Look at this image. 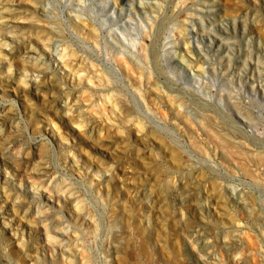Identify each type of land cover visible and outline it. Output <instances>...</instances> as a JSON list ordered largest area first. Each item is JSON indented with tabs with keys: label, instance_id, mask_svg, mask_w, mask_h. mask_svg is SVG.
Here are the masks:
<instances>
[{
	"label": "rangeland",
	"instance_id": "374dc122",
	"mask_svg": "<svg viewBox=\"0 0 264 264\" xmlns=\"http://www.w3.org/2000/svg\"><path fill=\"white\" fill-rule=\"evenodd\" d=\"M216 1L0 0V264H264V166L208 137L264 154V0Z\"/></svg>",
	"mask_w": 264,
	"mask_h": 264
},
{
	"label": "bare ground",
	"instance_id": "6f19581e",
	"mask_svg": "<svg viewBox=\"0 0 264 264\" xmlns=\"http://www.w3.org/2000/svg\"><path fill=\"white\" fill-rule=\"evenodd\" d=\"M113 1L116 2V0H113ZM124 1H125V0H123V2H124ZM117 2H118V0H117ZM120 2H121V0H120ZM168 2H169V1H168ZM168 2H167V3H168ZM199 2H200V1H199ZM216 2H218V1L215 0V3H216ZM163 3H164V2H163ZM165 3H166V2H165ZM185 3H186V2H185ZM204 3H205V0H204ZM210 3H211V2H210ZM210 3H209V5H211L213 2H212L211 4H210ZM4 5H5V4H4ZM33 5H35V4H33ZM33 5H31V6L33 7ZM115 5H116V3H115ZM117 5H118V4H117ZM117 5H116V6H117ZM120 5H121V4H120ZM201 5H203V4H201ZM215 5H216V4H214V6H215ZM218 5H219V4H218ZM218 5H217V6H218ZM2 6H3V5H2ZM31 6H30V7H31ZM37 6H38V5H37ZM152 6H153V5H152ZM160 6H161V5H160ZM3 7H4V6H3ZM3 7H2L1 9H3ZM34 7H35V6H34ZM161 7H162V6H161ZM161 7H160V8H161ZM5 8H6V6H5ZM115 8H117V7H115ZM146 8H148V7H146ZM157 8H158V7H157ZM157 8H156V9H157ZM208 8H209V7H208ZM216 8H217V7H216ZM216 8H215V9H216ZM149 9H150V8H149ZM206 9H207V7H206ZM210 9H211V8H210ZM217 9H218V8H217ZM3 10H5V9H3ZM160 10H161V9H160ZM9 11H10V10H9ZM11 11H12V10H11ZM155 11H156V10H155ZM220 11H221V10H220ZM42 12H43V11H42ZM156 12H157V11H156ZM0 13H1V12H0ZM2 14H3V13H2ZM2 14H1V15H2ZM6 14H11V12H10V13H6ZM6 14H5V15H6ZM12 14H13V13H12ZM153 14H154V12H153ZM242 15H243V14H242ZM247 15H248V14H247ZM3 16H4V15H3ZM11 16H12V15H11ZM154 16H157V15L154 14ZM159 16H160V15H159ZM159 16H158V17H159ZM162 16H163V14H162ZM227 16H229V15H227ZM237 16H238V15H237ZM245 16H246V14H245ZM245 16L243 15L242 17H245ZM6 17H7V16H6ZM158 17H157V18H158ZM255 17H256V16H255ZM9 18H10V17H9ZM9 18H8L7 21H10ZM239 18H241V17H239ZM1 19H2V18H1ZM4 19H6V18H4ZM4 19H2V21H3ZM12 19H13V18H12ZM12 19H11V21L13 22ZM15 19H17V18L14 16V20H15ZM162 19H163V17H162ZM242 19H243V18H242ZM254 19H255V18H254ZM254 19H253V20H254ZM30 20H31V19H30ZM30 20H29V21H30ZM34 20H35V19H34ZM158 20H159V19H158ZM229 20H230V19H229ZM243 20H244V19H243ZM247 20H248V19H247ZM250 20H251V17H250ZM263 20H264V19H263ZM0 21H1V20H0ZM17 21H18V20H17ZM19 21H21V20H19ZM231 21H232V20H230V23H232ZM255 21H257V20H255ZM4 22H5V20H4ZM14 22H15V21H14ZM14 22H13V23H14ZM35 22H38V20L35 21ZM240 22H242V21H240ZM15 23H16V22H15ZM18 23H19V22H18ZM20 23H21V22H20ZM26 23H27V22H26ZM29 23H30V22H29ZM256 23H257V22H256ZM2 24H4V23H2ZM8 24H10V23H8ZM33 24H34V22H33L31 25L34 26ZM38 24H39V22H38ZM54 24H55V23H54ZM237 24H238V23H237ZM253 24H254V23H253ZM21 25H22V24H21ZM29 25H30V24H29ZM36 25H37V24H36ZM56 25L59 27L58 24H56ZM261 25H262V24H261ZM7 26H10V25H7ZM38 26H39V25H38ZM38 26H35V27H38ZM51 26H52V25H51ZM57 26H55V27H57ZM4 27H5V26H4ZM10 27H11V26H10ZM13 27H17V26H14V25H13ZM52 27H54V26H52ZM2 28H3V27H2ZM11 28H12V27H11ZM11 28H10V29H11ZM14 29H15V28H14ZM14 29L12 28V30H14ZM7 30H9V29H7ZM7 30H5V31H7ZM16 30H17V29H16ZM51 30H52V29H51ZM55 30H56V29H55ZM59 30H60V29H59ZM19 31H20V30H19ZM8 32H10V31H8ZM56 32H58V30H57ZM56 32H55V33H56ZM1 33H2V32H1ZM3 33H4V32H3ZM11 33H12V32H11ZM58 33H59V32H58ZM6 34H8V33L6 32ZM14 34H16V33H14ZM256 34H260V35H261L262 33H256ZM9 35H10V34H9ZM55 35H56V34H55ZM7 36H8V35H7ZM11 36H12V35H11ZM16 36H17V35H16ZM16 36H15V37H16ZM40 36H41V35H40ZM53 36H54V34H53ZM58 36H59V35H58ZM254 36H255V35H254ZM41 37H42V36H41ZM43 37H44V36H43ZM255 37H257V36H255ZM260 37H261V36H260ZM2 38H3V37H2ZM10 38H11V37H9V39H10ZM13 38H14V37H13ZM49 38H50V37H49ZM52 38H54V37H52ZM0 39H1V38H0ZM38 39H39V38H38ZM40 39H41V38H40ZM40 39H39V40H40ZM50 39H51V38H50ZM55 39H56V38H55ZM58 39H59V38H58ZM257 39H258V38H257ZM263 39H264V38H263ZM41 41H43V40H41ZM52 41H53V40H52ZM261 41H262V40H261ZM262 43H263V42H262ZM4 44H5V43H4ZM0 46L3 47V45H0ZM145 46H146V45H145ZM5 47H6V46H5ZM5 47H4V48H5ZM6 48H7V47H6ZM144 49H145V48H144ZM7 50H8V49H7ZM142 50H143V49H142ZM146 50H147V49H146ZM29 51H30V50H29ZM188 51H189V50H188ZM7 52H8V51H7ZM33 52H34V51H33ZM150 52H151V51H150ZM141 53H142V52H141ZM144 53H145V52H144ZM144 53H143V54H144ZM186 53H187V52H186ZM149 54H151V53H149ZM188 54H189V53H188ZM144 55H145V54H144ZM28 56H30V54H29ZM150 56H151V55H150ZM143 57H144V56H143ZM145 57H146V56H145ZM145 57H144V59H145ZM188 57H189V56H188ZM118 58H119V57H118ZM151 58H152V56H151ZM157 58H158V57H157ZM119 59H120V58H119ZM144 59H143V60H144ZM152 59H153L154 62H155V59H154V58H152ZM184 59H185V58H184ZM145 60H146V59H145ZM157 60H158V59H157ZM179 61H180V60H179ZM146 62H147V61H145V63H146ZM187 62H188V61H187ZM120 63H121V62H120ZM155 63H156V62H155ZM124 64H125L124 66L126 67V63H124ZM146 64H147V63H146ZM190 64H191V63H190ZM36 65H37V64H36ZM185 65H186V64H185ZM41 66H42V65H41ZM43 66H44V65H43ZM120 66H121V65H120ZM127 66H128V64H127ZM152 66H153V64H152ZM38 67H39V66H38ZM122 67H123V66H122ZM33 68L35 69L36 67H33ZM33 68H32V70H33ZM129 68H130V67H129ZM129 68H128V69H129ZM187 68H188V67H187ZM125 69H126V68H125ZM157 69H158V67H157ZM32 70H31V71H32ZM123 70H124V69H123ZM154 70H155V69H154ZM186 70H187V69H186ZM35 71H36V70H35ZM37 71H39V70H37ZM42 71H43V70H42ZM129 71H131V69H130ZM129 71H128V72H129ZM146 71H147V70H146ZM156 71H157V70H156ZM196 71H197V70H196ZM43 72H44V71H43ZM126 72H127V71H126ZM133 72H134V71H133ZM133 72L131 71V73H133ZM142 72H143V71H142ZM157 72H158V71H157ZM160 72H161V71H160ZM160 72H159V73H160ZM25 73H26V72H25ZM32 73H33V75H34V72H32ZM139 73H140V72H139ZM147 73H148V71H147ZM200 73H201V72H200ZM28 74H29V73H28ZM28 74H27V75H28ZM35 74H36V73H35ZM40 74H41V73H40ZM135 74H136V73H135ZM135 74H134V76H135ZM23 75H25V74L23 73ZM145 75H147V74H145ZM148 75H149V74H148ZM39 76H40V75H39ZM131 76H132V75H131ZM139 76H140V75H139ZM33 77H34V76H33ZM135 77H136V76H135ZM140 77H141V76H140ZM146 77H147V76H146ZM149 77H151V76H149ZM25 78H26V77H25ZM27 78L29 79V77H27ZM31 78H32V77H30V79H31ZM143 78H144V74H143ZM32 79H33V78H32ZM38 79H39V78H38ZM38 79H37V80H38ZM145 79H146V78H145ZM149 79H150V78H149ZM34 80H35V77H34ZM34 80H32V81H34ZM133 80H134L133 82H135V80H137V79H133ZM141 80H142V79H141ZM30 81H31V80H30ZM139 81H140V80L138 79L137 82H139ZM147 81H149V80H147ZM35 82H36V81H35ZM36 84H37V83H36ZM134 84H135V83H134ZM138 84H139V83H138ZM141 84H142V83H141ZM143 84H144V83H143ZM38 85H40V84H38ZM41 85H42V84H41ZM41 85H40V86H41ZM139 85H140V84H139ZM144 85H145V84H144ZM148 85H149V84H147L146 86L149 87ZM135 86H136V85H135ZM140 86H141V85H140ZM150 86H151V85H150ZM38 87H39V86H38ZM41 88H42V86H41ZM41 88L39 87V89H41ZM136 88H137V87H136ZM151 88H152V86H151ZM142 89H143V88H142ZM153 89H154V88H153ZM155 89L157 90L158 88L155 87ZM137 90H138V89H137ZM140 90H141V89H140ZM156 90H155V91H156ZM153 91H154V90H153ZM153 91H151V92H153ZM137 92H139V91H137ZM157 92H158V91H157ZM140 93H141V91H140ZM141 94H142V93H141ZM152 94H153V93H152ZM154 94L156 95V92H155ZM142 95H143V94H142ZM155 95H153V96L155 97ZM157 95L161 96L160 93H158ZM141 98H143V97H141ZM155 98H157V96H156ZM150 99L152 100V96H151ZM182 99H183V98H182ZM153 100H154V99H153ZM157 100H159V99H157ZM157 100L155 99L154 102L157 101ZM167 100H168V98H167ZM54 101H55V100H54ZM163 101H164V100H163ZM180 101L182 102L181 99H180ZM180 101H179V102H180ZM184 101H185V100L183 99V102H184ZM186 101H187V100H186ZM152 102H153V101H152ZM168 102H169V100H168ZM177 102H178V100H177ZM177 102H176L175 104H177ZM179 102H178V103H179ZM181 102H180V103H181ZM185 103H186V102H185ZM156 104H158V101H157ZM170 104H171V102H170ZM180 105H181V104H180ZM184 105H185V104L183 103V106H184ZM177 106H178V104H177ZM181 106H182V105H181ZM183 106H182V107H183ZM186 106L189 107V104L187 103ZM186 106H185V107H186ZM190 106H191V104H190ZM192 106H193V108H196V107H197V105H196V107H195L194 105H192ZM152 107H153V106H152ZM158 107H159V105H158ZM173 107H174V106H173ZM185 107H184V108H185ZM188 107H187V108H188ZM149 108H150V107H149ZM191 108H192V107H191ZM191 108H190V109H191ZM203 108H204V107H203ZM159 109L161 110L160 107L158 108V110H159ZM182 109H183V108H182ZM188 109H189V108H188ZM198 109L200 110L199 107H198ZM205 109H206V108H205ZM149 110H150V109H149ZM155 110H157V109L155 108ZM175 110H176V109H175ZM191 110H192V109H191ZM207 110H208V109H206V111H207ZM171 111H172V109H171ZM193 111H194V109H193ZM159 112H160V111H159ZM159 112H157V113H159ZM177 112H178V111H177ZM180 112H181V111H180ZM194 112H195V111H194ZM201 112H202V109H201ZM203 112H205V111H203ZM161 113H162V111H161ZM163 113H164V112H163ZM172 113H173V112H172ZM198 113H199V112H198ZM207 113H209V112H207ZM212 113H213V112H212ZM176 114H177V113H176ZM179 114H180V113H179ZM195 114H197V111H196ZM163 115H164V114H163ZM180 115L182 116V114H180ZM208 115H209V114H208ZM210 115L212 116V114H210ZM216 115H217V114H216ZM202 116H203V115H202ZM211 116H210V117H211ZM182 117H184V116H182ZM182 117H181V118H182ZM204 117H205V116H204ZM204 117H203V118H204ZM208 117H209V116H208ZM208 117H207V118H208ZM212 117H213V116H212ZM217 117H218V115H217ZM175 118H176V117H175ZM179 118H180V117H179ZM195 118H196V117H195ZM198 118H199V116H198ZM200 118H201V117H200ZM220 118H221V117H220ZM187 119H188V117H187ZM211 119H212V118H211ZM213 119H214V118H213ZM222 119H223V118H222ZM70 120H71V119H70ZM72 120H73V119H72ZM163 120H164V119H163ZM175 120H176V119H175ZM196 120H197V118H196ZM205 120H206V119H205ZM214 120H215V119H214ZM220 120H221V119H220ZM220 120H219V121H220ZM224 120H225V117H224ZM226 120H227V118H226ZM173 121H174V120H173ZM176 121H177V120H176ZM191 121L193 122V120H191ZM202 121H203V120H202ZM202 121L200 120V122H202ZM227 121H228V120H227ZM227 121H226V122H227ZM73 122H75V121L73 120ZM197 122L199 123L198 120H197ZM203 122H205V121H203ZM221 122H224V121H220V123H221ZM71 123H72V122H71ZM189 123H190V121H189ZM189 123H188V124H189ZM193 123H194V122H193ZM193 123H192V125H193ZM205 123H206V122H205ZM205 123H202V125L205 124ZM207 123H208V122H207ZM211 123H212V122H211ZM215 123H217L216 120H215ZM215 123H214V125H215ZM227 123H228V122H227ZM75 124L77 125V123H75ZM75 124L72 123L71 125H75ZM129 124H130V123H129ZM175 124H176V123H175ZM178 124H179V123H178ZM178 124H176V125H178ZM186 124H187V122H186ZM200 124H201V123H200ZM217 124H218V123H217ZM228 124H229V123H228ZM231 124H232V123H231ZM189 125H190V124H189ZM194 125H196V124L194 123ZM194 125H193V127H194ZM202 125H201V126H202ZM205 125H206V124H205ZM209 125H210V124H209ZM209 125H208V126H209ZM183 126H184V124H183ZM198 126H199V125H198ZM208 126H207V127H208ZM217 126H218V125H217ZM220 126H221V125H220ZM225 126H226V125H225ZM231 126H232V125H231ZM231 126H230V127H231ZM73 127H74V126H73ZM75 127H76V126H75ZM75 127H74V128H75ZM187 127H188V126H187ZM209 127H210V126H209ZM211 127H212V126H211ZM228 127H229V126H228ZM234 127H235V126H234ZM234 127L232 126L233 129H234ZM76 128H77V127H76ZM78 128H79V127H78ZM184 128H185V127H184ZM188 128H190V126H189ZM216 128H217V127H216ZM216 128H215V130H216ZM221 128H222V127H221ZM235 128H236V127H235ZM80 129H81V128H80ZM192 129H193V128H192ZM195 129H196V128H195ZM212 129H213V128H212ZM212 129H211V130H212ZM218 129H219V128H218ZM229 129H230V128H229ZM207 130H208V129H207ZM211 130H208V137H209L212 141H215V142L218 144V147H219V148H220V146L222 147V149H223V151H224V153H225L224 155H226L227 158H229V159H234V161H235V158H237V159L240 161L239 165L243 168V170L245 171L246 174L250 175L251 172H249V170H248L249 168L247 169V168L245 167L243 161L246 162V160H248V161L250 160V161H253V162H257V165H258V163L261 164V167L264 166V154H263V155L261 154V155H259V156H255V157H252V156L250 157V156H249V157L247 158V155H248V154L246 155V153H244V151H240L237 147L234 146V145H237V144H236V143H237L236 141H237L239 138H238L237 140H235L236 143H234V145H232V144L229 142V141H231V140H228V139H227V140H228V141H227L224 137H222V135H223L224 133L221 134V136H218L217 133H216L217 130L215 131V133L212 132V131H214V130H212V131H211ZM230 130H231V129H230ZM236 130H238V131H237V133H238V132H239V129L237 128ZM262 130H263V129H261V132H262ZM203 131H204V128H203ZM263 132H264V131H263ZM198 133H199V132H198ZM218 133H220L219 130H218ZM226 133H227V132H226ZM230 134H231V133H230ZM262 134H263V133H262ZM200 135H201V134H200ZM224 135H227V134H224ZM239 135H240V133H239ZM191 137H193V136H191ZM208 137H207V138H208ZM237 137H238V135H237ZM244 137H245V136H244ZM200 138H201V137H200ZM207 138H206V139H207ZM232 138H233V137H232ZM234 138H235V137H234ZM204 139H205V138H204ZM229 139H230V138H229ZM242 139H243V138H242ZM193 140H194V139H193ZM207 140H208V139H207ZM239 140L241 141V139H239ZM13 141H15V139H14ZM194 141H195V140H194ZM199 141H200V140H199ZM204 141H205V140H204ZM243 141H245V140H243ZM206 142H207V141H206ZM208 142H209V140H208ZM247 142H248V141H247ZM11 143H12V142H11ZM190 143H191V142H190ZM205 144L207 145V143H205ZM211 144H212V142H211ZM240 144H241V143H240ZM243 144H244V142H243ZM245 144H246V143H245ZM245 144H244V145H245ZM258 144H260V143H258ZM1 145H2V144H1ZM190 145L192 146L193 143H191ZM200 145H201V142H200ZM202 145H203V144H202ZM202 145H201V146H202ZM219 145H220V146H219ZM249 145H251V144L249 143ZM260 145H261V144H260ZM4 146H5V145H4ZM213 146H214V144H213ZM215 146H216V145H215ZM215 146H214V148H215ZM237 146H238V145H237ZM241 146H242V145H241ZM255 146H256V145H255ZM8 147H9V146H7V148H8ZM195 147H196V146H195ZM238 147H240V145H239ZM242 147H243V146H242ZM247 147H248V146H247ZM247 147H246V148H247ZM253 147H254V145H253ZM7 148L5 147V150H6ZM193 148H194V147H193ZM193 148H192V149H193ZM196 148H197V147H196ZM205 148H206V147H205ZM208 148H209V147H208ZM192 149H191V150H192ZM200 149H202V148H200ZM3 150H4V149H3ZM7 150H8V149H7ZM194 150H195V149H194ZM198 150H199V149H198ZM214 150H215V149H214ZM214 150H212V151H214ZM218 150H219V149H218ZM220 150H221V148H220ZM220 150H219V151H220ZM241 150H242V149H241ZM254 150H255V148H254ZM258 150H259V152H258V154H259V153H260V149L258 148ZM1 151H2V149H1ZM195 151H196V150H195ZM195 151H194V152H195ZM201 151H203V150H201ZM201 151H200V152H201ZM221 151H222V150H221ZM221 151H220V152H221ZM223 151H222V152H223ZM249 151H250V150H249ZM3 152H4V151H3ZM203 152H204V151H203ZM246 152L248 153V151H246ZM252 152H253V150H252ZM255 152H256V151H255ZM262 152H263V151H262ZM197 153H198V152H197ZM201 153H202V152H201ZM209 153H210V152H209ZM253 153H254V152H253ZM3 154H4V153H3ZM217 154H218V151H217ZM220 154H221V153H220ZM249 154H250V153H249ZM1 155H2V152H1ZM180 155H181V153H180ZM210 155H211V154H210ZM214 155H216V154L214 153ZM218 155H219V154H218ZM252 155H253V154H252ZM254 155H257V154H254ZM204 156H205V155H204ZM226 156H225V157H226ZM2 157H4V156L2 155ZM217 157H218V156H217ZM219 158H220V157H219ZM223 158H224V157H223ZM42 159H43V158H42ZM207 159H208V158H207ZM229 159H228V160H229ZM222 160L224 161V159H222ZM226 160H227V159H226ZM41 161H42V160H41ZM248 161H247V162H248ZM250 161H249V162H250ZM44 162H45V161H44ZM226 162H230V161H226ZM235 162L237 163V161H235ZM235 162H234V163H235ZM249 162H248V163H249ZM253 162H252V163H253ZM42 163H43V161H42ZM221 163H222V161H221ZM223 163H224L225 165L227 164V163H225V161H224ZM223 163H222V164H223ZM232 164H233V161H232ZM233 165H234V164H233ZM237 165H238V163H237ZM237 165H236V166H237ZM239 165H238V167H240ZM248 165H251V164H248ZM252 165H253V164H252ZM255 165H256V163H255ZM46 166H47V165H46ZM236 166H233V167H236ZM253 166H254V165H253ZM253 166H251V167H253ZM258 166H259V165H258ZM36 167L39 168V165L36 166ZM227 167H229V166H227ZM261 167H260V168H261ZM41 168H43V166H41ZM253 168H255V167H253ZM262 168H263V167H262ZM35 169H36V168H35ZM237 169H238V168H237ZM240 169H241V168H240ZM240 169H238V171H239ZM255 169H256V168H255ZM258 169H259V168H258ZM263 169H264V168H263ZM229 170H230V169H229ZM241 170H242V169H241ZM261 170H262V169H261ZM261 170H260V171H261ZM47 171H48V170H47ZM47 171H46V172H47ZM238 171H237V172H238ZM252 171H253V170H252ZM262 171H264V170H262ZM231 172H232V171H231ZM239 172H240V171H239ZM41 173H42V171H41ZM232 173H234V171H233ZM243 173H244V172H243ZM252 173H254V171H253ZM38 174H39V173H38ZM240 174L242 175V173H240ZM254 174H255V173H254ZM258 174H259V173H258ZM263 174H264V173H263ZM42 175H43V174H42ZM42 175H41V176H42ZM44 175H45V174H44ZM255 175H257V174H255ZM45 177H46V176H45ZM45 177H44V178H45ZM177 177H178V176H177ZM251 177H252V176H251ZM258 177H259V176H258ZM179 178H180V177H179ZM181 178H183V177H181ZM259 178H261V176H260ZM246 179H247V178H246ZM262 179H264V178H262ZM179 180H180V179H179ZM182 180H183V179H182ZM251 180H252V179H251ZM177 181H178V180H177ZM254 181H255V180L252 181V184H253V185L255 184ZM182 182H183V181H182ZM182 182H181V183H182ZM177 183H178V182H177ZM176 185H177V184H176ZM260 185H261V184H260ZM256 186H257V184H256ZM262 187H263V185L261 186V189H262ZM172 189H173V188H172ZM263 189H264V188H263ZM174 190H175V189H174ZM191 190H192V189H191ZM191 190H190V191H191ZM193 190H194V189H193ZM187 191H188V190H187ZM172 192H173V191H172ZM188 193H189V192H188ZM193 193H194V192H193ZM195 193H196V190H195ZM181 196H182V195H181ZM241 197H242V196H241ZM149 199H150V198H149ZM182 199H183V198H182ZM235 200H236V199H235ZM241 200H242V199H241ZM197 201L200 202L199 200H197ZM197 201H196V202H197ZM254 201H255V200H254ZM198 202H197V203H198ZM236 202H237V201H236ZM248 202H249V200H248ZM197 203H196V204H197ZM239 203H240V202H239ZM239 203H238V204H239ZM254 203H256V202H254ZM200 204H201V202H200ZM240 204H241V203H240ZM241 205H242V204H241ZM252 205H253V203H252ZM254 205H255V204H254ZM256 205H257V203H256ZM198 206H199V205H198ZM200 206L203 207L202 205H200ZM235 206H237V205L235 204ZM259 206L261 207V204H259ZM241 207H242V206H240V209H242ZM256 207H258V205H257ZM254 208H255V207H254ZM263 208H264V207H263ZM151 209H152V208H151ZM159 209H160V208H159ZM238 209H239V207H238ZM240 209H239V211H240ZM246 209H248V207H247ZM255 209H256V208H255ZM253 210H254V209H253ZM260 210H262V208H261ZM151 211H152V210H151ZM153 211H154V210H153ZM154 212H155V211H154ZM262 212H263V210H262ZM256 213H258V212H256ZM242 214L244 215V213H242ZM252 216H253V215H252ZM261 216H262V215H261ZM249 217H250V216H249ZM26 218H27V217H26ZM261 218H262V217H261ZM263 218H264V216H263ZM250 220H251V219H250ZM253 221H255V220H253ZM262 221H263V220H262ZM236 222H237V221H236ZM252 223H253V222H252ZM235 224H236V223H235ZM235 224H234V225H235ZM242 224H243V223H242ZM250 224H251V222H250ZM253 224H254V223H253ZM255 224H256V223H255ZM200 225H201V224H200ZM251 225H252V224H251ZM257 225H258V224H257ZM202 226H203V225H202ZM236 226H237V224H236ZM238 226H239V225H238ZM254 226H255V225H254ZM262 226H263V225H262ZM54 227H55V226H54ZM232 227H233V226H232ZM234 227H235V226H234ZM234 227H233V228H234ZM255 227H256V226H255ZM258 227H259V225H258ZM52 228H53V227H52ZM230 228H231V227H230ZM236 228H237V227H236ZM239 228H240V227H239ZM261 228L264 230V227H261ZM234 229H235V228H234ZM240 230H241V229H240ZM229 234H232V233H229ZM191 235H192V234H191ZM200 235H201V233H200ZM233 235H234V234H233ZM189 236H190V235H188V237H189ZM201 236H202V235H201ZM242 236H244V240L242 239V238H243ZM242 236L240 235L241 239H242L243 241H245V238H246V237H245V234L242 235ZM248 236H249V235H248ZM262 236H263V235H262ZM194 237H195V236H194ZM199 237H200V236H199ZM231 237H232V236H231ZM249 237H250V236H249ZM184 238H185V236H184ZM226 238H228V236H227ZM236 238H237V237H236ZM250 238H252V237H250ZM261 238H262V237H261ZM182 239H183V238H182ZM191 239H192V238H191ZM191 239H189V240H191ZM203 239H205V238H203ZM229 239H230V238H229ZM232 239H233V237H232ZM239 239H240V238H239ZM254 239H255V238H254ZM183 240L185 241V239H183ZM183 240H182V241H183ZM187 240H188V239H186V241H187ZM189 240H188V241H189ZM194 240H195V239H194ZM194 240H193V241H194ZM224 240H225V239H224ZM248 240H249V239H248ZM251 240H253V239H251ZM263 240H264V237H263ZM186 241H185V242H186ZM188 241H187V242H188ZM193 241H192V243H193ZM230 241H232V240H230ZM254 241H255V240H254ZM190 242H191V241H190ZM195 242H197V241H195ZM198 242H199V241H198ZM200 242H201V240H200ZM223 242H225V241H223ZM241 242H242V241H241ZM246 242H248V241H246ZM246 242H245V243L243 242L244 245L247 244ZM256 242L258 243L257 240H256ZM116 243H117V242H116ZM203 243H204V242H203ZM226 243H227V241H226ZM228 243H230V242H228ZM238 243H239V242H238ZM252 243H254V242H252ZM195 244L198 245V243H195ZM195 244H194V245H195ZM200 244H201V243H200ZM223 244H224V243H223ZM232 244H233V242H232ZM235 244H236V243H235ZM255 244H256V243H255ZM114 245H115V244H114ZM116 245H117V244H116ZM119 245H121V244H119ZM122 245H123V244H122ZM196 245H195V246H196ZM201 245H202V244H201ZM201 245H200V246H201ZM203 245H204V244H203ZM230 245H231V243H230ZM236 245H237V244H236ZM239 245H240V244H239ZM242 245H243V244H242ZM242 245H241V246H242ZM249 245H250V244H249ZM256 245H258V244H256ZM259 245H260V244H259ZM183 246H184V245H183ZM183 246H182V247H183ZM186 246H187V245H186ZM188 246H189V245H188ZM192 246H193V245H192ZM195 246H194V247H195ZM198 246H199V245H198ZM245 246H247V245H245ZM245 246H244V247H245ZM250 246H251V245H250ZM120 247H121V246H120ZM122 247H123V246H122ZM194 247H190V248H192V253L190 252L191 254H193L194 249H196V248H194ZM203 247H205V246H203ZM203 247H201V249H202ZM242 247H243V246H242ZM247 247H248V246H247ZM253 247H256V248H257V246H253ZM114 248H115V247H114ZM193 248H194V249H193ZM197 248H198V247H197ZM199 248H200V247H199ZM228 248H230V247H228ZM232 248H233V247H232ZM232 248H231V249H232ZM250 248H252V246H251ZM256 248H254L255 251H256ZM115 249H116V248H115ZM121 249H122V248H121ZM184 249H185V248H184ZM244 249H245V248H244ZM252 249H253V248H252ZM188 250H189V249H188ZM199 250H200V249H199ZM229 250H230V249H229ZM236 250H237V249H236ZM248 250H250V249H248ZM254 250H253V251H254ZM261 250H262V249H261ZM116 251H117V249H116ZM250 251H251V250H250ZM118 252H119V248H118ZM187 252H188V251H187ZM195 252H198V250H195ZM259 252H260V249H259ZM262 252H263V251H262ZM262 252H261V253H262ZM185 253H186V252H185ZM249 253H250V252H249ZM254 253H255V252H254ZM254 253H253V254L251 253V254H252V255H256V254H257V253H256V254H254ZM188 255H189V253H188ZM247 255H248V254H247ZM194 256H195V254H194ZM248 256H249V255H248ZM261 256H262V255H261ZM186 257H187V256H186ZM189 257H190V256H189ZM249 257H250V256H249ZM256 257H257V256H256ZM244 258H245V257H244ZM259 258H260V257H259ZM242 259H243V258H242ZM238 260H241V259H238ZM247 260H248V259H247ZM250 260H252V259H250ZM255 260H256V259H255ZM259 260H260V259H259ZM234 261H235V260H234ZM235 262H236V261H235ZM243 262H244V261H243ZM231 263H233V260H232ZM231 263H229V264H231ZM240 263H242V262H240ZM257 263H258V262H257ZM9 264H10V263H9ZM205 264H207V263H205ZM237 264H239V262H237ZM243 264H245V263H243Z\"/></svg>",
	"mask_w": 264,
	"mask_h": 264
}]
</instances>
